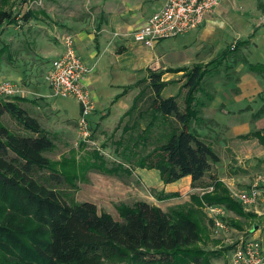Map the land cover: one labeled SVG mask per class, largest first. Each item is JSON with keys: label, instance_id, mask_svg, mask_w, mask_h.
<instances>
[{"label": "trees", "instance_id": "1", "mask_svg": "<svg viewBox=\"0 0 264 264\" xmlns=\"http://www.w3.org/2000/svg\"><path fill=\"white\" fill-rule=\"evenodd\" d=\"M3 4L0 0V31L5 23L16 22ZM36 17L28 11L23 19ZM243 44L207 65L150 70L143 80L147 86L119 123L124 124L122 135L113 143L119 160L111 163L96 149L80 158L72 151L62 162L50 159L47 154L57 147L58 138L20 105L26 99L0 101V116L10 114L30 133L12 131L0 122V264H212L220 254L204 248L209 239L205 205L224 206L239 217L257 216L246 212L215 176L203 187L204 193L192 194L189 202L167 211L146 201L121 203V221L92 202L68 198L60 185L66 181L77 188L76 181L87 182L90 170L122 177L140 167L159 170L165 183L191 176L193 188L202 186L220 158L192 128L204 105L198 94L212 98L203 87L207 73L219 74L228 56ZM243 62L250 71L264 73V65L250 64L246 58ZM178 72L186 77L182 104L178 96H163L170 84L164 74ZM249 136L264 143L262 131ZM37 170L47 171L48 177L38 176ZM177 197L178 192L157 194L158 200Z\"/></svg>", "mask_w": 264, "mask_h": 264}, {"label": "crops", "instance_id": "2", "mask_svg": "<svg viewBox=\"0 0 264 264\" xmlns=\"http://www.w3.org/2000/svg\"><path fill=\"white\" fill-rule=\"evenodd\" d=\"M98 2L99 13L92 26L88 29L78 27L73 34L79 57L92 69L84 76L82 84L90 92L94 103V110L89 119L93 135L96 132L99 137L106 138L107 133L119 128L121 119L133 106L134 99L140 90L147 86L143 80L149 77L150 70H185L207 65L239 42H244L238 51L245 55L247 62L254 59L255 62L252 63L264 65V56L258 57L263 47L260 38L264 37L261 33L264 27V0H223L216 11L206 17L199 29L186 33L191 36L184 44V49L171 52L160 49L163 40L150 48L132 37L137 28L145 25L148 19L162 8L160 0ZM63 38L59 36L56 44H48L47 47L32 52L31 57L30 55L25 57L33 61L37 59V65L41 64L44 67L43 61L47 57L53 56L56 59L65 52ZM236 73L239 75L237 80L227 81L222 80V73L217 74L219 78L206 86L212 98H203L199 101L204 105L201 107L199 120L193 123L192 128L203 140L212 145L220 158V161L212 166L210 174L204 178L202 186L193 188L191 176L165 183L157 169L135 167L131 169L130 175L122 177L99 172L93 176L89 174L87 184L97 189V193L104 200L92 199L91 202L96 204L100 211H105L115 220L121 221L117 204L112 208L109 206L112 200L118 205L146 201L167 211L170 207L189 202L192 194H200L197 191L212 183L211 176L221 180L229 188L232 197L238 193L240 181L235 170L249 167L247 165L249 160L259 156L262 158V155L255 156L252 151H248L251 145L258 144L264 149V143L249 136L255 131L264 132V73L250 71L248 65L246 69L238 66ZM183 75L184 72L165 73L163 80L166 82L177 80ZM14 81L19 82L30 95L35 93L38 97L41 95L24 86L26 78ZM183 84L180 85L178 92ZM171 86L169 84L164 88L165 98L179 95L175 87H172L174 93L170 91L164 95L168 89L173 90ZM260 153L264 154V151ZM221 161L225 163L224 173L218 168ZM161 192L167 194L178 192L180 197L158 200L157 194ZM252 209L255 212V206ZM250 211L251 209L246 212ZM204 212L207 215L205 226L211 236L214 225L205 208ZM226 213L228 216L241 218L227 209ZM251 234L252 238L261 237L264 246L261 230L256 232L251 230Z\"/></svg>", "mask_w": 264, "mask_h": 264}, {"label": "rangeland", "instance_id": "3", "mask_svg": "<svg viewBox=\"0 0 264 264\" xmlns=\"http://www.w3.org/2000/svg\"><path fill=\"white\" fill-rule=\"evenodd\" d=\"M2 1H4V8L12 14L16 22L12 24L6 23L2 31H0V78L14 80L26 78L27 81L26 83L24 82V86L29 87L33 92L37 91L41 94L39 97L36 93L34 95L29 94L30 96L28 95L27 97H20L26 99V101H21L20 105L29 111L31 116L36 117L40 121L43 129L47 133L58 138L57 147L52 152L48 153L47 156L54 161L62 162L70 157L72 151H76L78 158H80L85 155L86 152H92L97 149L96 147H100V152L107 162L111 163L117 159L119 160L115 154V146L113 143L121 137L124 124L116 128L114 132L107 133L106 138L99 137L97 133L94 132L92 140L97 143L96 145H88L87 143L81 142L78 127L75 126L81 118V107L78 101L72 97H52V91L45 81V74L50 69L54 57H47V59L43 61L45 63L44 67H42L41 64H39V66L37 65V59L33 61L31 58L27 60L28 58L25 57L26 55H30L31 57L32 52L34 53L38 49L47 47L48 44H56L59 36L64 37L68 34H75L74 30H77L76 28L78 27L84 29L90 28L92 22L98 17L97 14L99 13L98 9L100 6L97 4L99 0ZM28 11L36 13L37 17L25 21L23 16ZM78 22L81 23L78 24ZM261 33L263 34L262 36H264V27ZM190 36L191 34H184L175 38L163 40L160 49L167 52L177 49L182 51V49H184V44L187 43V39ZM260 42L263 47L258 57L264 56V37L260 38ZM244 57L245 55L240 51H236L234 54L228 56L227 62L220 67L223 81L237 80L239 77L236 73L237 67L241 66L246 69V64L243 62ZM253 60L254 59H251L249 63L254 64L252 63L255 62ZM212 68H214V65L211 66V69ZM214 71L212 70V72ZM180 78V80L172 79L169 81L172 85L170 88L175 87L176 93L180 85L186 81L184 75L180 76ZM217 78H219V76L213 73H207L205 83L203 84L204 90L206 86L210 85L212 81ZM27 82L29 84H27ZM172 89L173 90L168 89L165 91L164 95L166 96L170 91L174 93V88ZM178 93V99L182 104L184 96L186 95V90L182 87ZM42 96H48V98ZM198 96L202 100L203 98H208L204 93H199ZM90 115L87 116L89 122ZM0 122L12 131L22 132L21 134L23 135L30 134L8 113L0 116ZM152 149V147L149 148V150ZM262 150L264 151L258 144L251 145L248 151H252L255 156L262 155V158L259 156V158L256 157L249 160V162H247L249 167L243 169L237 168L235 170V174L238 175V180L240 181L238 184L240 191L248 189L250 183L257 175H264V154L260 153ZM224 165L225 163L221 161L218 167L220 172H225ZM94 173L99 172L90 170L86 173L85 177L87 178L89 174L93 176ZM37 175L48 177V172L37 170ZM76 185L77 188L73 189L72 185L63 181L60 188L66 193L68 198H74L78 202H91L92 199L96 201L104 200V198L100 197L97 193V189L87 184L85 178L77 180ZM197 193L202 192L199 190ZM116 204L118 205V203H115V200H112L109 206L112 208L115 207L114 205ZM250 213H255L257 215L256 218H236L235 216H228L227 214L223 218L226 229H219L216 232V227L212 226L211 236H209V239L207 238L204 247L207 250L219 251L220 255L212 261V264H229L234 250L241 239H250L253 237L251 230L255 225L258 226L257 230H261L264 239V187L262 196L255 206V212L254 209H251ZM257 230H255V232ZM258 239L261 241L262 238L259 237Z\"/></svg>", "mask_w": 264, "mask_h": 264}, {"label": "built area", "instance_id": "4", "mask_svg": "<svg viewBox=\"0 0 264 264\" xmlns=\"http://www.w3.org/2000/svg\"><path fill=\"white\" fill-rule=\"evenodd\" d=\"M162 8L155 12L142 27L137 28L132 37L144 43L147 47H154L158 42L175 38L190 31L199 29L206 17L213 14L223 0H160ZM65 52L53 60L50 69L45 74V81L49 85L52 97L75 98L81 106V118L77 127L81 142L96 145L92 140L93 131L87 116L94 110V103L90 92L83 86L82 79L92 69L83 63L79 57L75 36L65 35L63 38ZM30 94L21 84L14 80H0V101H7L14 97H27ZM96 150L101 151L100 147ZM264 175H257L249 188L239 191L233 197L246 210L256 206L262 196ZM212 190V188L208 189ZM204 189L201 190L204 193ZM205 210L211 218L216 232L226 229L223 218L226 209L220 205H205ZM264 263V246L257 238L241 239L229 264H262Z\"/></svg>", "mask_w": 264, "mask_h": 264}, {"label": "water", "instance_id": "5", "mask_svg": "<svg viewBox=\"0 0 264 264\" xmlns=\"http://www.w3.org/2000/svg\"><path fill=\"white\" fill-rule=\"evenodd\" d=\"M257 229H258V226L255 225V226L253 227L252 231L254 232V231L257 230Z\"/></svg>", "mask_w": 264, "mask_h": 264}]
</instances>
